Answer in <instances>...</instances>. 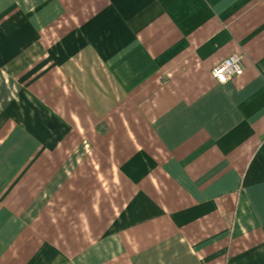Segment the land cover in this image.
Here are the masks:
<instances>
[{
  "label": "crops",
  "instance_id": "0c3cea01",
  "mask_svg": "<svg viewBox=\"0 0 264 264\" xmlns=\"http://www.w3.org/2000/svg\"><path fill=\"white\" fill-rule=\"evenodd\" d=\"M0 264H264V0H0Z\"/></svg>",
  "mask_w": 264,
  "mask_h": 264
},
{
  "label": "built area",
  "instance_id": "2783aa9c",
  "mask_svg": "<svg viewBox=\"0 0 264 264\" xmlns=\"http://www.w3.org/2000/svg\"><path fill=\"white\" fill-rule=\"evenodd\" d=\"M243 55L234 54L226 58L216 68L212 75L219 84H226L232 77L242 76L244 73Z\"/></svg>",
  "mask_w": 264,
  "mask_h": 264
}]
</instances>
